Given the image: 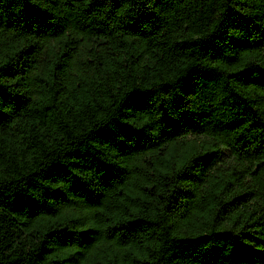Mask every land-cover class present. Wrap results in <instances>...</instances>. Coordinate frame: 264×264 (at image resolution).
I'll return each instance as SVG.
<instances>
[{
  "label": "trees",
  "instance_id": "16d2710c",
  "mask_svg": "<svg viewBox=\"0 0 264 264\" xmlns=\"http://www.w3.org/2000/svg\"><path fill=\"white\" fill-rule=\"evenodd\" d=\"M0 264H264V0H0Z\"/></svg>",
  "mask_w": 264,
  "mask_h": 264
}]
</instances>
